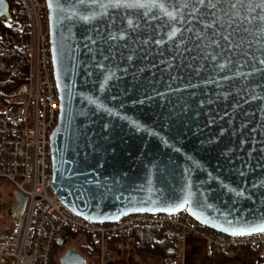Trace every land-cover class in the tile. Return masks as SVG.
<instances>
[{
  "label": "water",
  "instance_id": "95a60500",
  "mask_svg": "<svg viewBox=\"0 0 264 264\" xmlns=\"http://www.w3.org/2000/svg\"><path fill=\"white\" fill-rule=\"evenodd\" d=\"M214 2L166 3L169 20L156 8L78 3L65 18L57 4L74 0H46L59 100L51 188L76 216L185 212L226 235L264 223V21ZM12 196L10 220L26 202ZM59 264L87 263L72 248Z\"/></svg>",
  "mask_w": 264,
  "mask_h": 264
},
{
  "label": "built area",
  "instance_id": "2783aa9c",
  "mask_svg": "<svg viewBox=\"0 0 264 264\" xmlns=\"http://www.w3.org/2000/svg\"><path fill=\"white\" fill-rule=\"evenodd\" d=\"M15 2L19 13L14 19L21 17L22 23L15 27V34H0V55L9 58L8 79L23 76L25 82L14 92L0 91V188L10 185L26 202L21 217L11 219L9 228L0 233V264H50L57 240L68 230L85 235L97 264H108L113 257L112 239L124 238L139 226L160 228L163 238L173 242L174 256L166 264H182L188 239L205 242L210 257L226 250L264 251V233H218L185 212L133 214L103 224L66 208L51 188L49 138L58 121L59 100L46 0Z\"/></svg>",
  "mask_w": 264,
  "mask_h": 264
},
{
  "label": "trees",
  "instance_id": "16d2710c",
  "mask_svg": "<svg viewBox=\"0 0 264 264\" xmlns=\"http://www.w3.org/2000/svg\"><path fill=\"white\" fill-rule=\"evenodd\" d=\"M9 6L10 20L2 18L0 20V34L4 32H9L15 34L14 30L16 26L22 23V18L14 19V16L19 13L17 4L15 0H6ZM9 63V58L0 55V91L4 93L14 92L21 84H23V76L14 77L13 79H8L6 73V67ZM63 241L67 242L72 240L81 242V249L83 252H87L86 255L91 257V264H97V258L90 245L88 238L78 232L66 231L62 237ZM63 242V244H64ZM80 243V244H81ZM134 248L136 252L146 254L150 257H156L161 259V264H166V259L172 258L174 256V244L173 242L166 240L162 236V230L157 227L149 226H139L134 227L130 230L128 235L124 238L119 236L114 237L110 243V250L114 252L118 246H126L128 244ZM59 246L54 247L50 264H57L56 251ZM90 252L93 253L90 254ZM255 255L262 260L264 264V251L255 252Z\"/></svg>",
  "mask_w": 264,
  "mask_h": 264
},
{
  "label": "crops",
  "instance_id": "0c3cea01",
  "mask_svg": "<svg viewBox=\"0 0 264 264\" xmlns=\"http://www.w3.org/2000/svg\"><path fill=\"white\" fill-rule=\"evenodd\" d=\"M13 192L14 190L8 184H5L0 188V202L10 205L4 213L7 221V225H3L2 227V229H5L4 231L9 228L11 223L7 213L9 212L13 203ZM63 242L64 241L62 239V243L60 245L56 243V246H59L56 251V255L59 250L65 247L66 241L64 244ZM108 264H161V259L136 252L129 243L126 246H118L113 252V257ZM182 264H263V262L255 255V253L247 250L239 252L226 250L220 252L214 257H210L208 256V246L205 242L195 239H188L184 243Z\"/></svg>",
  "mask_w": 264,
  "mask_h": 264
},
{
  "label": "snow or ice",
  "instance_id": "6c2138e0",
  "mask_svg": "<svg viewBox=\"0 0 264 264\" xmlns=\"http://www.w3.org/2000/svg\"><path fill=\"white\" fill-rule=\"evenodd\" d=\"M191 2V0H150L148 4L140 3L139 0H74V3L72 7L70 8H63L60 6V4H57V10L61 12L66 13L65 18H71L72 16H75L76 12H78V9L75 8V4H81V5H87V4H94L99 5L100 8H106V7H147L149 9L156 8L159 9L163 15L168 16L169 20H175L177 17V12H169L165 8L166 3H175L179 4L180 8L187 7L188 4ZM195 3L199 6L205 5V0H195ZM237 4H240L243 7H246L249 13L256 12L257 14L255 16H252L251 19H257L260 21H264V0H259L258 3H253L252 0H235L234 3H232L231 7L236 8ZM207 5L209 7H215L214 0H207ZM49 7H52V0H49ZM257 9H259V12H257ZM197 8H194L193 11H197ZM245 19H248V17H245ZM251 22V20H249ZM129 24H131V21H129ZM176 35V32L173 31L169 34V39H171L173 36ZM227 39V38H226ZM261 63H264V61H261ZM223 67V65H221ZM227 231V229H225ZM254 232H260L264 233V223L256 224L254 227H251L249 229L240 228L233 230L231 232V235L233 236H245V235H251Z\"/></svg>",
  "mask_w": 264,
  "mask_h": 264
},
{
  "label": "rangeland",
  "instance_id": "374dc122",
  "mask_svg": "<svg viewBox=\"0 0 264 264\" xmlns=\"http://www.w3.org/2000/svg\"><path fill=\"white\" fill-rule=\"evenodd\" d=\"M10 205L8 204H5V203H1L0 202V221H1V226H0V233L1 232H4L5 229H2L3 225L6 226L7 225V221H6V218H5V211L8 209ZM9 223V222H8ZM81 243V242H80ZM79 242H75V241H72V240H68L65 244V247H63V249L59 250L56 257H57V260H58V263L59 264V257L61 256V254H63L66 250L70 249V248H74L75 251L81 256L83 257L87 264H89V262H93V260H91V257L86 255L87 253L86 252H83L82 249H81V245H83L82 243L80 244ZM91 264V263H90Z\"/></svg>",
  "mask_w": 264,
  "mask_h": 264
},
{
  "label": "flooded vegetation",
  "instance_id": "af4514ba",
  "mask_svg": "<svg viewBox=\"0 0 264 264\" xmlns=\"http://www.w3.org/2000/svg\"><path fill=\"white\" fill-rule=\"evenodd\" d=\"M7 216H8V213H7ZM70 249H72V248H70ZM68 250H69V249H68ZM68 250H66V251H68ZM66 251H65V252H66ZM65 252H64V253H65ZM64 253H63V254H64Z\"/></svg>",
  "mask_w": 264,
  "mask_h": 264
}]
</instances>
